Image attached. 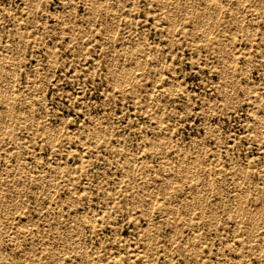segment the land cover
Returning <instances> with one entry per match:
<instances>
[{"label":"rangeland","instance_id":"374dc122","mask_svg":"<svg viewBox=\"0 0 264 264\" xmlns=\"http://www.w3.org/2000/svg\"><path fill=\"white\" fill-rule=\"evenodd\" d=\"M0 128V264H264V0H0Z\"/></svg>","mask_w":264,"mask_h":264},{"label":"bare ground","instance_id":"6f19581e","mask_svg":"<svg viewBox=\"0 0 264 264\" xmlns=\"http://www.w3.org/2000/svg\"><path fill=\"white\" fill-rule=\"evenodd\" d=\"M96 1V0H95ZM173 1V0H172ZM100 2V1H99ZM240 3V2H239ZM238 4V3H237ZM214 5V4H213ZM99 6V5H98ZM262 6V5H261ZM220 7V6H219ZM263 7V6H262ZM171 8V7H170ZM214 8V7H213ZM221 8V7H220ZM216 10V9H215ZM221 10V9H220ZM219 11V10H218ZM211 12H213V11H211ZM220 13V12H219ZM210 14V13H209ZM214 15V14H213ZM216 16H218V15H216ZM173 17V16H172ZM214 19V18H213ZM215 19H216V17H215ZM177 20H178V18H177ZM195 20V19H194ZM215 21V20H214ZM214 21H213V23H214ZM196 23V22H195ZM207 23V22H206ZM240 23V22H239ZM202 32V31H201ZM208 32H209V30H208ZM251 32V31H250ZM202 34V33H201ZM209 35V34H208ZM206 36H207V33H206ZM208 37H206V39H207ZM206 41V40H205ZM227 41V40H226ZM210 43H213V41H210ZM229 50H231V49H229ZM139 51V50H138ZM128 52V51H127ZM233 52V51H232ZM137 53V52H136ZM139 53V52H138ZM140 54V53H139ZM138 55V54H137ZM224 58V57H223ZM120 59V58H119ZM139 59V58H138ZM136 62V61H135ZM142 62H144V61H142ZM232 63V62H231ZM2 64V63H1ZM122 64V63H121ZM127 64V63H126ZM134 64V63H133ZM145 64V63H144ZM123 66V65H122ZM139 66H140V64H139ZM121 67V66H120ZM120 67H118V68H120ZM127 67V66H126ZM136 67V66H135ZM129 68V67H128ZM134 68V67H133ZM139 68V67H138ZM220 68V67H219ZM136 69V68H135ZM135 69H134V71H135ZM128 70V69H127ZM136 70H138V69H136ZM119 71V70H118ZM124 71L126 72V69H124ZM123 71V72H124ZM131 71H132V69H131ZM222 72H223V70H222ZM123 74V73H122ZM126 74V73H125ZM124 74V75H125ZM130 74V73H129ZM132 74H130V76H131ZM224 75V74H223ZM226 75V74H225ZM128 76V75H127ZM126 77V76H125ZM124 77V78H125ZM225 77V76H224ZM115 79H117L116 77H115ZM228 79V78H227ZM119 81H123V78L121 79V80H119ZM123 83H124V81H123ZM4 90V89H3ZM5 91H7V90H5ZM11 95V94H10ZM9 96V95H8ZM10 97V96H9ZM4 98H5V96H4ZM3 98V99H4ZM29 99V98H28ZM8 103V102H7ZM19 103V102H18ZM28 103V102H27ZM9 105H10V103H9ZM27 105V104H26ZM20 106V105H19ZM23 106V105H22ZM7 107V106H6ZM33 107V106H32ZM10 109V108H9ZM24 109V107L22 108V110ZM21 110V111H22ZM7 111H9V110H7ZM10 113V112H9ZM8 114V113H7ZM9 115H11V114H9ZM8 115V116H9ZM9 118V117H8ZM33 118V117H32ZM7 120V119H6ZM27 121V120H26ZM6 123V122H5ZM4 123V124H5ZM104 123H105V121H104ZM106 124V123H105ZM7 125H9V124H7ZM2 126V125H1ZM4 126V125H3ZM13 126V125H12ZM11 127V126H10ZM3 128H5V127H2V129ZM44 128H46L45 126H44ZM1 129V128H0ZM13 129V128H12ZM4 130V129H3ZM1 131V130H0ZM9 134V133H8ZM54 134H56V133H54ZM53 134V135H54ZM49 135H51V134H49ZM48 135V136H49ZM105 135V134H104ZM162 135V134H161ZM10 136V135H9ZM54 137V139H55V135L53 136ZM52 138V137H51ZM49 139H50V137H49ZM15 140V139H14ZM53 142V141H52ZM197 146V145H196ZM199 146V145H198ZM153 147V146H152ZM180 148V147H179ZM194 152V151H193ZM192 155V154H191ZM203 156V155H202ZM184 157V156H183ZM186 157V156H185ZM193 157V156H192ZM186 159V158H185ZM195 160V159H194ZM193 160V161H194ZM187 161H190V159L188 160L187 159ZM187 161H186V163H187ZM193 163H195V161L193 162ZM85 164V163H84ZM196 164V163H195ZM199 165V164H198ZM237 165V164H236ZM188 166H190L189 164H188ZM200 166V165H199ZM137 168V167H136ZM20 169V168H19ZM190 169V168H189ZM192 169V168H191ZM126 170V169H125ZM186 170H188V169H186ZM242 170V169H241ZM244 170V169H243ZM128 171V170H127ZM170 171V170H169ZM239 171V170H238ZM189 172V171H188ZM242 172V171H241ZM167 173V172H166ZM244 173H246V172H244ZM165 174V173H164ZM168 174V173H167ZM242 174H243V172H242ZM187 175V174H186ZM246 175V174H245ZM19 176V175H18ZM160 176V175H159ZM244 176V175H243ZM21 176H19V178H20ZM241 177H242V175H241ZM23 178V177H22ZM22 178H21V180H22ZM182 178V177H181ZM240 178V177H239ZM24 179V178H23ZM42 179V178H41ZM167 179V178H166ZM243 179H244V177H243ZM159 180H160V178H159ZM198 180V179H197ZM19 181V180H18ZM46 181V180H45ZM35 182V181H34ZM152 182V181H151ZM207 182H209V181H207ZM173 183V182H172ZM210 183V182H209ZM205 184V183H204ZM39 185V184H38ZM199 185V184H198ZM4 186V185H3ZM10 186V185H9ZM44 186V185H43ZM241 185H239V187H240ZM11 187V186H10ZM12 187H13V185H12ZM20 187V186H19ZM14 188V187H13ZM13 188H10V189H13ZM245 188V187H244ZM238 190H239V188H238ZM13 191H15V190H13ZM149 191V190H148ZM199 190H197V192H198ZM209 191H210V189H209ZM222 191V190H221ZM240 191V190H239ZM16 192V191H15ZM157 192V191H156ZM3 193V192H2ZM2 193H1V196H2ZM11 193V192H10ZM249 193V192H248ZM199 195V194H198ZM209 195H211V194H209ZM249 195V194H248ZM198 197V196H197ZM203 197V196H202ZM201 197V199H203ZM244 197H245V195H244ZM259 198V197H258ZM240 200V199H239ZM251 200V199H250ZM177 201V200H176ZM235 201V200H234ZM238 201V200H237ZM242 201H243V197H242ZM241 201V202H242ZM199 202H200V200H199ZM256 202V201H255ZM191 203V202H190ZM198 203V202H197ZM154 204V203H153ZM241 204V203H240ZM243 204V203H242ZM256 204H259V203H256ZM203 205V204H202ZM236 205V204H235ZM264 205V204H263ZM242 206V205H241ZM203 207V206H202ZM234 207V206H233ZM263 207V206H262ZM200 208V207H199ZM166 210H169V206L168 207H166L165 208ZM202 209V208H201ZM197 210H198V208H197ZM200 210V209H199ZM241 210V209H240ZM263 210V209H262ZM261 210V211H262ZM203 211V210H202ZM233 211V210H232ZM259 211V210H258ZM201 212V211H200ZM263 212V211H262ZM172 216V215H171ZM189 218V217H188ZM253 218V217H252ZM250 220V219H249ZM58 223V222H57ZM175 223V222H174ZM255 224V223H254ZM155 225V224H154ZM177 226V225H176ZM252 227H253V224H252ZM22 230V229H21ZM254 231V230H253ZM252 233H254V232H252ZM196 235V234H195ZM198 237V236H197ZM249 239V238H248ZM191 241H194V240H191ZM193 243V242H192ZM197 244V243H196ZM195 245V244H194ZM198 245V244H197ZM191 246V245H190ZM193 246V245H192ZM78 247H79V245H78ZM196 247V246H195ZM189 249H190V247H188ZM198 248V247H197ZM45 249V248H44ZM58 249V248H57ZM187 251V250H186ZM194 251H195V249H194ZM197 251V250H196ZM195 251V252H196ZM52 252H54V251H52ZM61 252V251H60ZM188 252H189V250H188ZM63 253V252H62ZM61 254V253H60ZM51 255V254H50ZM57 255H59V254H57ZM55 256V255H54ZM62 258V257H61ZM196 259V258H195ZM45 260V259H44ZM58 260V259H57ZM45 261H47V260H45ZM49 261V260H48ZM59 262H60V260H59ZM1 263V262H0ZM44 263V262H43ZM46 263V262H45ZM5 264V263H4ZM50 264V263H49ZM113 264H114V262H113Z\"/></svg>","mask_w":264,"mask_h":264}]
</instances>
